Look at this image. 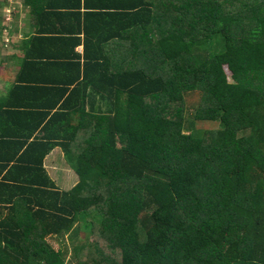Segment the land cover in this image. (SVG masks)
Listing matches in <instances>:
<instances>
[{
  "label": "trees",
  "instance_id": "1",
  "mask_svg": "<svg viewBox=\"0 0 264 264\" xmlns=\"http://www.w3.org/2000/svg\"><path fill=\"white\" fill-rule=\"evenodd\" d=\"M120 1L87 3L84 40L27 49L0 99V264H65L50 239L77 220L79 264H264V0Z\"/></svg>",
  "mask_w": 264,
  "mask_h": 264
},
{
  "label": "crops",
  "instance_id": "2",
  "mask_svg": "<svg viewBox=\"0 0 264 264\" xmlns=\"http://www.w3.org/2000/svg\"><path fill=\"white\" fill-rule=\"evenodd\" d=\"M7 1L8 0L2 1V8H0V19H5L4 22H7V24L5 25H8L6 29L10 30V37L6 35V29L5 31H3V29L1 30L0 28V35L2 37L0 38V57H2V61L4 62H11V64L9 65L12 68V71L2 73H5L7 76L9 75L10 78V85L5 88L3 92L0 91V99L3 100H5L9 90L15 85V80L17 78L18 73L20 72L21 63L24 60L26 54L28 53L27 49H31L32 52H34L35 54L43 52L50 53L51 51H55L56 47H59V41H53V39L60 37L58 32L63 30H65L67 33L74 32L76 33V35L77 33H79L78 35H81L79 36L81 37V40H84L83 32L81 33L76 31L79 29H83L85 15L88 14V7L86 6L87 3L90 8L94 7L96 8V10H99L98 13L102 12L113 14L116 12L114 8H117L115 4L112 5L109 12H105L107 11L104 8L105 2H107L108 5H111L112 1L115 0H80L81 8L80 10H78L79 15L82 16L80 21L79 19L76 20L73 19V17L68 16V14L72 12H68V7H62L63 5L73 4L75 0H19V6L17 8L15 7L13 1L10 0L9 4H7ZM126 1L127 0H121L120 2L123 4V6H129V3ZM32 2L34 3L33 9ZM135 2L138 1L134 0V3ZM50 4L56 5V7L59 5V7H57V9L52 7L50 8ZM100 9H104L105 11ZM54 11H59V13L65 14V16L56 17L49 15V13H56ZM117 13L123 15L122 10L121 12ZM8 15H11L12 17L10 18ZM119 27L121 32L122 23L120 22ZM135 30H138V28H135ZM67 35L70 36L69 34H66V36ZM34 38L35 41L31 43L32 39ZM48 38L49 40H47ZM123 45H129V43H124L121 41V39H119L118 44L116 46L121 47ZM83 49L84 48L81 45L77 48V52L82 54ZM117 52L118 59L128 56V54H124L121 49H118ZM63 154L64 153L60 148L54 149L51 154H49V156H47V158L45 159L46 170L48 168L47 162L52 159L54 160L52 167L55 168L53 170L60 171L59 169H56V166H62L61 163L62 158L64 157ZM53 181L59 189L65 186V181L63 182L62 186H59L55 180ZM66 182L68 183V181Z\"/></svg>",
  "mask_w": 264,
  "mask_h": 264
},
{
  "label": "rangeland",
  "instance_id": "3",
  "mask_svg": "<svg viewBox=\"0 0 264 264\" xmlns=\"http://www.w3.org/2000/svg\"><path fill=\"white\" fill-rule=\"evenodd\" d=\"M2 1L3 0H0V2ZM11 1H13L16 8L19 6V0H15V1L11 0ZM8 16L10 18L12 17L11 15H8ZM2 29L3 27H1V30ZM9 32L10 30L6 29V35L10 37ZM209 45H207L206 47H208ZM0 63H2V66H0V91L3 92V90L10 85V80H9L10 78H9V75L7 76L5 73L4 74L2 73L8 72V71L11 72L12 68L9 65L11 64V62L2 61V57H0ZM228 75L230 77L231 74L228 72ZM197 99H198L197 95L196 96L193 95L188 98V102L190 105L189 107L190 113H192L193 111V106L197 104ZM221 127L222 125L218 122L216 123L195 122L194 126H191L192 130H190L191 128L190 129L185 128L183 133L191 134L195 137H200V136H203L207 130H215ZM63 156L64 157L62 158V163H61L62 166H59V165L56 166V169H59L60 171L53 170L55 169L52 167L54 160L50 159L47 162V167H48L47 171L49 173V176L51 177L52 180H55L59 186H62L64 181H65L64 185L67 183L66 181H68L69 184L77 183L78 177L76 173L69 166L64 154ZM69 184L62 187L60 190L67 189L69 187ZM81 221L85 222V220H80V221L77 220L72 230H70L69 232L63 231L57 239L56 238L50 239V243L53 245V247L56 250L61 251V255L63 257V260L65 261V264H79L77 252H76L77 248L84 246L85 250H88V246L95 240L94 237L88 235V233L85 232L84 229H82Z\"/></svg>",
  "mask_w": 264,
  "mask_h": 264
}]
</instances>
